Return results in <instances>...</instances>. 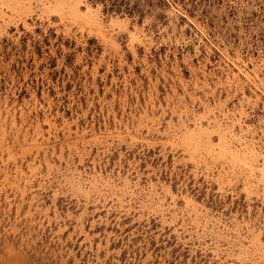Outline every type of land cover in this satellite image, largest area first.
Segmentation results:
<instances>
[{"label": "rangeland", "instance_id": "1", "mask_svg": "<svg viewBox=\"0 0 264 264\" xmlns=\"http://www.w3.org/2000/svg\"><path fill=\"white\" fill-rule=\"evenodd\" d=\"M0 264H264V0H0Z\"/></svg>", "mask_w": 264, "mask_h": 264}]
</instances>
